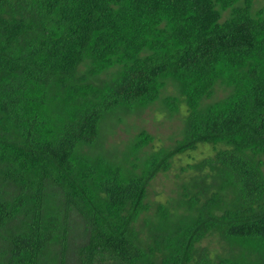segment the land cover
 <instances>
[{"label": "trees", "instance_id": "obj_1", "mask_svg": "<svg viewBox=\"0 0 264 264\" xmlns=\"http://www.w3.org/2000/svg\"><path fill=\"white\" fill-rule=\"evenodd\" d=\"M252 2L0 0V264H67L71 244L76 264H264V0ZM167 84L181 139L140 163L143 130L132 154L105 150L103 120ZM198 144L212 152L180 167L184 203L155 202L164 223L151 227L149 181ZM210 235L217 251L200 244Z\"/></svg>", "mask_w": 264, "mask_h": 264}, {"label": "rangeland", "instance_id": "obj_2", "mask_svg": "<svg viewBox=\"0 0 264 264\" xmlns=\"http://www.w3.org/2000/svg\"><path fill=\"white\" fill-rule=\"evenodd\" d=\"M263 0H253L252 8L258 7L262 4ZM225 16L223 14L222 18ZM164 88V89H163ZM158 97L151 104L135 110L134 112L126 113L124 111L115 110L109 114L103 121L100 135L103 139V147L109 150H123L128 147V150L132 151V140L134 136L140 131H145L149 136L150 140L146 146L138 151L134 160L140 163L143 159L144 153L156 152L159 149H168L174 145L177 139H181V127L182 123V112L170 113L163 104V99L166 96H172L176 93L173 88L167 84L163 87ZM219 86L214 87V92L209 99H204L201 104L209 103L214 99H218L224 93ZM180 135V136H179ZM175 141V142H174ZM210 145L198 144L194 149L183 151L176 154L171 158L170 164L165 171L157 172L154 177L149 181L147 186V201L151 204L147 214L146 220L150 222L151 227H156L164 223L163 220L154 219L150 217L154 211V203L159 202L161 204L166 203L167 200L172 196H175V190L180 181L185 177V174L180 171V167L184 166L187 162L198 160L199 158L206 156L210 153ZM212 152V151H211ZM132 154V153H131ZM179 205L181 202L184 203V198L176 196L169 202V206L173 207L175 203ZM144 214H140L134 222L135 229H139L142 224ZM183 219V217H182ZM172 224V222H170ZM69 226L72 231L73 237H79L81 234V220L78 215L73 212L72 217L69 221ZM150 230V228H148ZM201 245H207L209 249L218 250L219 245L222 242L215 237H205L200 242ZM74 244L70 245L69 252L67 255V264H76L74 256Z\"/></svg>", "mask_w": 264, "mask_h": 264}]
</instances>
